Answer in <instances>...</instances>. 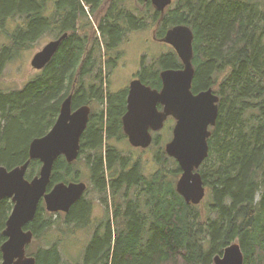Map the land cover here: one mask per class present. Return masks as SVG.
<instances>
[{"label":"trees","instance_id":"1","mask_svg":"<svg viewBox=\"0 0 264 264\" xmlns=\"http://www.w3.org/2000/svg\"><path fill=\"white\" fill-rule=\"evenodd\" d=\"M50 1L53 9L46 16ZM149 20L156 39L177 25L191 29L192 92L211 88L219 97L209 154L198 169L206 188L204 210L177 194L181 170L164 148L155 154L159 169L147 176L137 159L115 145L126 140L121 120L127 91L105 92L116 62L110 54L128 33L145 30ZM8 22L16 29L0 50V77L17 52L44 35L67 36L23 89L0 92V166L9 170L28 160L30 142L51 129L68 96L73 110L91 109L78 158L68 163L59 157L48 186L49 191L57 183L87 179L102 203L111 201L117 233L106 218L82 264H213L232 243L240 245L244 264H264V0H173L163 14L144 0H0V33H6ZM164 69H182L174 51L153 64L143 62L136 75L160 90ZM158 141L156 135L153 144ZM40 166L32 160L26 179L38 175ZM88 191L66 214L47 212L41 201L25 229L33 239L48 237L54 217L61 216L73 230L89 227ZM12 207L10 199L0 201V246ZM61 238L31 255L36 264L61 263Z\"/></svg>","mask_w":264,"mask_h":264},{"label":"water","instance_id":"2","mask_svg":"<svg viewBox=\"0 0 264 264\" xmlns=\"http://www.w3.org/2000/svg\"><path fill=\"white\" fill-rule=\"evenodd\" d=\"M144 1H149L162 14L173 2ZM66 36L50 41L37 52L31 60L32 68L36 71L44 69ZM159 41L173 48L182 69L162 70L160 90L144 85L139 79L131 81L122 129L132 148L146 149L152 143L151 132L162 130L168 118L175 121L172 138L164 145V151L181 170L175 183L177 194L186 204L196 206L206 196L198 169L209 154L208 139L210 128L215 126L218 117L219 97L211 88L192 92L195 74L193 33L188 26L177 25L168 29ZM71 103L70 95L61 104L51 129L30 142L28 160L24 164L9 170L0 166V201L10 199L13 203L3 230L6 240L0 246L1 264H36L35 258L26 254V247L34 236L25 227L34 220L39 203L43 201L49 213L66 214L87 190L84 182H70L57 183L48 191L55 161L61 156L68 163L78 158L80 140L89 121L90 107L84 105L73 110ZM32 160L39 161L41 166L38 175L28 180L26 173ZM213 264H244L240 245L230 244L221 256L214 257Z\"/></svg>","mask_w":264,"mask_h":264},{"label":"rangeland","instance_id":"3","mask_svg":"<svg viewBox=\"0 0 264 264\" xmlns=\"http://www.w3.org/2000/svg\"><path fill=\"white\" fill-rule=\"evenodd\" d=\"M52 9V1H50L45 8V15L49 16ZM86 10L88 11V8H86ZM88 20L91 22V27L93 26L94 28L95 25H97L95 16H91ZM148 24L149 25L145 30L128 33L124 42L119 46L118 49L121 53L120 61L115 70L112 68L109 72L110 74L107 79L109 81L108 87L111 91L127 89L129 82L134 78L135 74H137L143 62L145 65L153 64L162 55L174 51L171 46L160 42L156 37L155 39L153 38L152 33L153 31L155 32L154 24L150 20L148 21ZM15 29V23L8 22L6 33H0V50L3 46L10 44V35L13 34ZM50 41H53V37L46 34L36 41L30 49L17 52L13 56L0 77V92L9 93L21 90L29 81L36 77L39 72L32 68L31 60L33 56L41 51ZM101 55L102 61H104L106 56L104 55L103 50L101 51ZM107 70H109V68ZM174 124L175 121L172 118H170L169 121H166L163 129L157 133L159 139L157 144H152L147 149L131 148L127 143V140L115 143V145L121 149L124 154L128 153L133 159H137L142 167V172L149 176L160 167L155 160V154L160 147L164 148L165 143L169 142L172 138ZM81 182H84L89 188L88 193H86V199L92 202L91 217L94 220V224L86 228H77L73 230L71 225H65L62 216L58 218L54 217L57 222L55 228L51 230L48 237H39L38 239L32 240L31 244L27 246L28 250L26 251V254L28 256H31L41 248L50 246L57 241L58 237H62L63 240L61 238L62 242L59 243L61 255L60 264H82L86 246L92 238L94 229L99 226V224L101 225L105 222L106 218H108L112 225L113 233H117V223L113 220L111 201L109 200L108 205L106 206L100 201L98 196L90 190V185L87 179H84ZM200 207L204 210L205 205L201 204ZM59 231H61V234H59ZM102 233L103 230H101V234Z\"/></svg>","mask_w":264,"mask_h":264},{"label":"flooded vegetation","instance_id":"4","mask_svg":"<svg viewBox=\"0 0 264 264\" xmlns=\"http://www.w3.org/2000/svg\"><path fill=\"white\" fill-rule=\"evenodd\" d=\"M57 2H58V0H55V3L57 4ZM56 7L57 6H55V9H56ZM88 12H89V10H88ZM95 29H97V25H95V27H94ZM152 35H153V38L155 39V32L153 31V33H152ZM60 38V37H59ZM58 38V39H59ZM54 40H57V39H54ZM122 43H120L115 49H114V51L110 54L111 55V57H112V59L114 58V60L116 61L115 62V64H113L112 65V67H111V70H112V68H113V70H115V68H116V66L118 65V62L120 61V57H121V53H120V51H119V46L121 45ZM103 53H104V51H103ZM118 57V58H117ZM135 79H139L138 77H137V75L135 74V76H134V78L131 80V81H133V80H135ZM130 81V82H131ZM109 82V81H108ZM130 82H129V84H130ZM128 89H129V86H128V88L127 89H123V90H126L127 91V94H128ZM105 92H111V93H116V92H118V91H111L110 89H109V87H108V84H106L105 85ZM127 94H126V101H127ZM82 106H84V105H82ZM88 106V105H87ZM126 106H127V102H126ZM158 106H160V105H158ZM81 107V106H80ZM161 107V106H160ZM79 108V107H78ZM77 109V108H76ZM158 109L159 110H161V108H159L158 107ZM170 120V118H168L166 121H169ZM122 121V120H121ZM166 123V122H165ZM165 123H164V125H165ZM123 130V129H122ZM161 131V130H160ZM159 132V131H158ZM158 132H151V135H152V143H151V145L153 144V140H154V138L156 137V135H158L157 133ZM124 133V132H123ZM156 134V135H155ZM126 136V135H125ZM126 140H127V137H126ZM127 143H128V140H127ZM129 144V143H128ZM166 144V143H165ZM150 145V146H151ZM130 146V145H129ZM149 146V147H150ZM131 147V146H130ZM148 147V148H149ZM132 148V147H131ZM134 149H141V148H134ZM147 149V148H146ZM144 150V149H143ZM94 224V220L92 219V224H91V226ZM99 226H100V228H99V233L101 234V230H103V232H104V228L99 224ZM98 227V226H97ZM97 227L94 229V231H93V234L95 233V231H96V229H97ZM92 234V235H93ZM103 234V233H102Z\"/></svg>","mask_w":264,"mask_h":264},{"label":"bare ground","instance_id":"5","mask_svg":"<svg viewBox=\"0 0 264 264\" xmlns=\"http://www.w3.org/2000/svg\"><path fill=\"white\" fill-rule=\"evenodd\" d=\"M140 1V0H139ZM158 175V174H157ZM51 214H53V213H51Z\"/></svg>","mask_w":264,"mask_h":264}]
</instances>
